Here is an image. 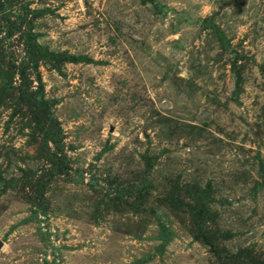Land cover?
Masks as SVG:
<instances>
[{"label": "rangeland", "instance_id": "1", "mask_svg": "<svg viewBox=\"0 0 264 264\" xmlns=\"http://www.w3.org/2000/svg\"><path fill=\"white\" fill-rule=\"evenodd\" d=\"M0 264H264V0H0Z\"/></svg>", "mask_w": 264, "mask_h": 264}, {"label": "water", "instance_id": "2", "mask_svg": "<svg viewBox=\"0 0 264 264\" xmlns=\"http://www.w3.org/2000/svg\"><path fill=\"white\" fill-rule=\"evenodd\" d=\"M0 245H1V242H0Z\"/></svg>", "mask_w": 264, "mask_h": 264}]
</instances>
